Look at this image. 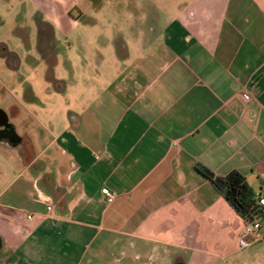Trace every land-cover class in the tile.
<instances>
[{
  "label": "crops",
  "instance_id": "obj_1",
  "mask_svg": "<svg viewBox=\"0 0 264 264\" xmlns=\"http://www.w3.org/2000/svg\"><path fill=\"white\" fill-rule=\"evenodd\" d=\"M150 1L83 87L56 75V26L36 16L55 89L50 107L32 84L0 106L22 138L0 137L19 166L0 173V264H264V218L240 249L246 219L197 170L264 188V0Z\"/></svg>",
  "mask_w": 264,
  "mask_h": 264
},
{
  "label": "rangeland",
  "instance_id": "obj_2",
  "mask_svg": "<svg viewBox=\"0 0 264 264\" xmlns=\"http://www.w3.org/2000/svg\"><path fill=\"white\" fill-rule=\"evenodd\" d=\"M150 2V0H0V43L16 52L21 62L19 68H12L7 59L0 54V106H6L5 98L7 101H13L14 95L22 97L25 87L32 84L38 96L50 107L52 92L55 89L52 67L53 63L56 65L57 62L42 56L36 46L38 14L56 26L55 38L60 42L54 41L53 47L50 46L51 51H46L53 52L56 58L59 57L56 75L64 78L70 86L83 87L86 85L83 78L100 69L99 51L103 49L104 44L102 40L108 33L114 32L112 27L131 22L132 9L138 5L148 7L151 5ZM100 7L102 13L99 11ZM41 9L46 10L44 14L41 13ZM82 11L90 14L98 26L92 27L88 18L81 20ZM85 25H88L87 30ZM18 26L24 29L19 30L20 33L29 34L32 44L30 50L24 45L21 34H17ZM44 35L46 36V33ZM48 38L50 40L51 35H48ZM2 47L0 45V49ZM74 76L79 80L74 82ZM10 91L14 94L9 95ZM17 163L14 155L7 156L0 150V173L5 168L12 176L19 167L16 166Z\"/></svg>",
  "mask_w": 264,
  "mask_h": 264
},
{
  "label": "trees",
  "instance_id": "obj_3",
  "mask_svg": "<svg viewBox=\"0 0 264 264\" xmlns=\"http://www.w3.org/2000/svg\"><path fill=\"white\" fill-rule=\"evenodd\" d=\"M0 45L3 46L0 49V54L8 58L11 67H15L16 63L11 60L15 53L9 51L5 44L0 43ZM197 170L212 182L216 190L246 221L258 217L264 218V205L258 202V192L253 189L240 172L232 171L226 175H218L203 165H198ZM260 194L264 195V188L261 189Z\"/></svg>",
  "mask_w": 264,
  "mask_h": 264
},
{
  "label": "built area",
  "instance_id": "obj_4",
  "mask_svg": "<svg viewBox=\"0 0 264 264\" xmlns=\"http://www.w3.org/2000/svg\"><path fill=\"white\" fill-rule=\"evenodd\" d=\"M243 98L245 100H249L250 99V94L246 91L243 93ZM103 193L105 194V196L107 197V200L109 202L114 201L116 195L114 192H112L111 190H109L108 188H104L103 189ZM257 198H258V202L261 205H264V195L260 194V192L257 193ZM48 210L51 211L53 210V205L49 204L48 205ZM29 219L33 218V215H28ZM262 229V220L261 218H254L252 220H249L246 222V225L239 237V248L240 249H244L247 248L248 246H250L252 244V241L259 236L260 232ZM264 240V237H263Z\"/></svg>",
  "mask_w": 264,
  "mask_h": 264
},
{
  "label": "flooded vegetation",
  "instance_id": "obj_5",
  "mask_svg": "<svg viewBox=\"0 0 264 264\" xmlns=\"http://www.w3.org/2000/svg\"><path fill=\"white\" fill-rule=\"evenodd\" d=\"M0 123L4 125L0 126V137L7 138V140L13 141L19 145L22 141V138L15 133V127L13 124H7L3 113L0 111Z\"/></svg>",
  "mask_w": 264,
  "mask_h": 264
},
{
  "label": "water",
  "instance_id": "obj_6",
  "mask_svg": "<svg viewBox=\"0 0 264 264\" xmlns=\"http://www.w3.org/2000/svg\"><path fill=\"white\" fill-rule=\"evenodd\" d=\"M0 111L3 113V116H4V118H5V122H6L7 124H10L8 114H7L4 110H2V109H0ZM1 125H4V124H3V123H0V126H1Z\"/></svg>",
  "mask_w": 264,
  "mask_h": 264
}]
</instances>
